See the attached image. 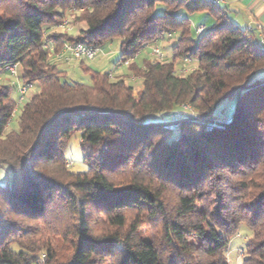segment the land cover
Returning a JSON list of instances; mask_svg holds the SVG:
<instances>
[{
  "label": "trees",
  "instance_id": "16d2710c",
  "mask_svg": "<svg viewBox=\"0 0 264 264\" xmlns=\"http://www.w3.org/2000/svg\"><path fill=\"white\" fill-rule=\"evenodd\" d=\"M226 6L0 0V70L19 63L21 80L39 87L19 127L8 129L16 86L0 85V168L10 175L0 184V264H229L242 225L251 234L241 264H264L263 33L232 21ZM199 11L215 21L197 37L186 13ZM67 12L86 29L52 30ZM173 36L170 59L136 62L145 47ZM114 39L120 62L131 60L130 77L142 81L136 95L115 69L82 64L90 83L64 80L45 47L103 48ZM187 56L196 66L181 75ZM183 104L195 115L174 119ZM77 133L82 172L71 171L65 155ZM44 227L70 233L66 260H56L52 238L30 239Z\"/></svg>",
  "mask_w": 264,
  "mask_h": 264
},
{
  "label": "rangeland",
  "instance_id": "374dc122",
  "mask_svg": "<svg viewBox=\"0 0 264 264\" xmlns=\"http://www.w3.org/2000/svg\"><path fill=\"white\" fill-rule=\"evenodd\" d=\"M163 9L162 5L157 6V13L161 12ZM211 15H209L207 12H194L186 13V17L189 19L191 24L193 26H198V25H205V29H209L212 26L213 21L211 20ZM229 17L232 21H235L239 23L241 26H245V18L244 15L237 16L233 13H229ZM70 21L71 25L67 28H62L60 25L64 23V21ZM64 21L58 25L52 28V30L57 31V32H67L69 34H76L78 35L81 30L86 29V24L84 22H79L76 18H74V14L72 12H67ZM261 24V33L264 34V26ZM176 36L171 37L170 39H163L160 41L155 42L154 44L148 45L145 47L138 57L136 58V62L139 65H143L144 61H151L155 59V56L152 55V50L154 45L157 43V45L161 48L163 54L165 55V59H170L171 58V46L175 43L176 41ZM193 38L196 39V35L193 32ZM264 50V46L262 47ZM102 53L99 54L94 60H73L71 62H64L61 61V64L59 65L61 69H63L66 73L65 76L63 77L64 80L71 81V82H83V83H90L91 82V73L88 71H84L82 69V64L85 66H89L94 70H102L104 72H111L114 71L120 72V71H127L128 67L124 65L123 63L120 62L121 60V48H120V40L119 39H114L112 41H107L103 48H102ZM118 66V67H116ZM178 70V68H177ZM22 70L19 67L18 69V77L12 76L9 72H0V85L3 86H16V91L14 92V97L16 99V102L18 103L20 100V94L17 90V83H20V78L21 77ZM181 75H185L186 73L181 72ZM114 76H117V74H113ZM129 80V83L133 82L134 86V94L138 93L140 91V88L142 87V81L141 79L131 77ZM39 90V87L35 86L33 88H30L27 91L26 97L19 103L18 108H17V113L16 116L13 118L11 121V124L9 125L8 129H17L19 127V116L22 111V107L27 101V99L33 95L35 92ZM188 116L194 115L193 112L189 111ZM226 122L228 121L227 119L225 120ZM66 158L68 159V164L67 167L73 171V172H82L87 170V165L84 163V152L81 147L80 143V136L79 134H75L71 137L68 147L65 152ZM9 171L7 168H0V184H6L9 179ZM95 214H93L94 219H95ZM97 216V215H96ZM93 219V220H94ZM42 226V225H41ZM41 229V233L37 236H33L30 239L32 241L34 240H46L47 238H52V245L54 246L55 253L57 256L56 260H66L72 253V248H71V235L69 232H67L66 236L63 235V237H58L53 234H49V230L47 228H39ZM250 230L248 229L247 225H242L238 234L233 237L230 241V246H229V253H228V258H229V264H236V259L238 260V264H241L243 257L239 256V250L244 248V246L247 243L248 238L250 237ZM44 242V241H43ZM121 249V246L119 247ZM123 251V249H121ZM36 255L40 258L42 262H46V253L45 251H41L36 253ZM53 255V254H52Z\"/></svg>",
  "mask_w": 264,
  "mask_h": 264
},
{
  "label": "built area",
  "instance_id": "2783aa9c",
  "mask_svg": "<svg viewBox=\"0 0 264 264\" xmlns=\"http://www.w3.org/2000/svg\"><path fill=\"white\" fill-rule=\"evenodd\" d=\"M210 1L214 2L217 5L226 6L234 2H237L239 0H210ZM261 1L264 3V0H261ZM179 18H182V16H179ZM249 19L253 21L252 16H249ZM70 25H71L70 21L66 20L60 26L65 29L67 28L68 30L69 29L68 27H70ZM255 25L258 26L259 29H261V24L255 23ZM194 27H195L197 37L202 36L205 30V26L198 25ZM260 43L264 45V35L263 34H261L260 36ZM45 47L49 49L51 53L50 56H52L56 60H60L64 62H71L73 60H94L99 54L103 52L101 47L94 46V45H87L84 43L66 42L60 50H56L55 46L49 43H47ZM152 55L159 59H165V55L163 54L161 48L157 45V43L153 47ZM130 61L131 60H127L123 62V64L128 67L130 64ZM195 66H196V62L191 57L187 56L184 58V67L181 69V72L188 73L194 70ZM19 67H20L19 63L11 64V65L6 66L2 70H0V72L1 71L9 72L12 76L18 77ZM33 87L34 85L32 83H25L20 78V83L19 82L17 83V90L20 94V100L12 112L11 121L16 116L19 103L26 97L27 91ZM189 111L193 112L195 115V111L191 108L189 104H183L179 111L174 112L173 118L178 119L181 116L187 115ZM244 255H245V249L242 248L241 250H239V256L243 257Z\"/></svg>",
  "mask_w": 264,
  "mask_h": 264
},
{
  "label": "crops",
  "instance_id": "0c3cea01",
  "mask_svg": "<svg viewBox=\"0 0 264 264\" xmlns=\"http://www.w3.org/2000/svg\"><path fill=\"white\" fill-rule=\"evenodd\" d=\"M226 7L229 13H233L237 16L244 15L247 26H251L252 24L255 23L263 24L262 26H264V3L261 0H239L237 2L229 4ZM249 16L253 17V21L249 19ZM210 17L212 21H215L213 16ZM129 73H130L129 68L127 69V71L125 70V71L116 72L117 75L127 76L129 77V80H132L130 79L131 77ZM133 82L131 83L133 84ZM141 89L142 87L140 88V90ZM236 264H238L237 259H236Z\"/></svg>",
  "mask_w": 264,
  "mask_h": 264
}]
</instances>
